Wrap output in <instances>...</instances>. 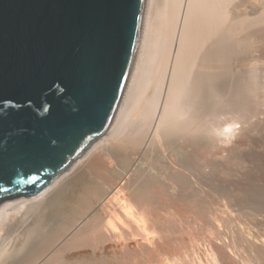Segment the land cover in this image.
<instances>
[{"label":"bare ground","instance_id":"6f19581e","mask_svg":"<svg viewBox=\"0 0 264 264\" xmlns=\"http://www.w3.org/2000/svg\"><path fill=\"white\" fill-rule=\"evenodd\" d=\"M145 11L107 133L42 193L0 205V264H165L187 239L212 258L189 249L190 264H264L261 229L235 228L229 244L210 229L225 215L264 226V110L243 111L264 91V0H147Z\"/></svg>","mask_w":264,"mask_h":264},{"label":"water","instance_id":"95a60500","mask_svg":"<svg viewBox=\"0 0 264 264\" xmlns=\"http://www.w3.org/2000/svg\"><path fill=\"white\" fill-rule=\"evenodd\" d=\"M147 0H0V205L47 189L109 130Z\"/></svg>","mask_w":264,"mask_h":264},{"label":"rangeland","instance_id":"374dc122","mask_svg":"<svg viewBox=\"0 0 264 264\" xmlns=\"http://www.w3.org/2000/svg\"><path fill=\"white\" fill-rule=\"evenodd\" d=\"M145 12H146V11H145ZM145 15H146V13H145ZM145 15H144V19H145ZM143 24H144V23H143ZM141 36H142V35H141ZM140 43H141V41H140ZM138 55H139V54H137V56H138ZM245 67L247 68V66H245ZM245 67L241 68L242 70H241V72H240V73H241L240 75H241L242 77L247 75L246 77H247V80H248V78H249L250 76H252V74H253L252 71H253V70L250 71V73H249V70H250L249 67H248L247 70L244 71L243 69H246ZM250 68H251V67H250ZM243 71H244V72H243ZM245 72H246V73H245ZM251 73H252V74H251ZM245 74H246V75H245ZM246 77H245V78H246ZM259 77L261 78L262 76H259ZM245 78H244V79H245ZM260 78H259V79L257 78V80H258V81H261L262 78H261V79H260ZM130 79H131V78H130ZM263 79H264V78H263ZM257 92H258L259 94H258ZM261 93H262V94H261ZM249 95H250V96H249ZM247 96H249V97H248V104H244V103H243V106H244V105H247V106H248L247 108H250L249 111H253V112H257V111L259 112V111H260V112H263V110H264V91H262L261 89H259V91H256L255 94H254V93H251V94H248ZM249 99H250V100H249ZM249 102H250V104H249ZM245 108H246V106H244V109L242 108L243 111L248 110L247 108H246V109H245ZM251 109H252V110H251ZM262 117H263V116H262ZM262 117H261V118H262ZM235 140H237V139L235 138ZM235 140H233V142L229 144V145H230L229 148H232L233 145L237 142V141H235ZM232 144H233V145H232ZM10 201H13V200H10ZM6 202H9V201H6ZM227 216H228V215H225L224 217H227ZM230 216H231L232 218H233V217H234V218L232 219ZM224 217H222V221L219 222V223H220L219 225H218V222H217V223H214V227H215V228H219V227H220V229H215V228L213 227V228L215 229V230H213L212 226L210 227V229H212V231H216V230H217V231L219 232V231L222 229L220 232H223V233H221V234L226 235V236L223 237L224 239H222V240H224V241H216V240H215V241H214L215 243H218V244H221V243L229 244L228 242H229L230 239L227 238V240H226L225 237H228V236L233 237V236H232L233 233L235 234V232H236V231L238 232V230H239L238 233H240V232L243 230V231L241 232V234L244 233L245 235H248V236H250V234H252V233H253V234L256 233V232L258 231V229H259V230L261 229L260 231H262V232L264 231V230L262 229V227H264V226H261V225H259V224L256 225L255 220H250V217H249V219H248L247 216H246L245 218H241V219H240L239 217H244V216H241V215H240L239 217L236 216L237 219H239L240 222H239L238 220H236V217H235V216H232V215H229V216L227 217V219H223ZM229 218L231 219V221H233V223H235V224H237V225L239 224V225L236 226V225L234 224V227H232V226H233V223H232L231 221H229V220H230ZM246 218H247V219H246ZM228 219H229V220H228ZM234 219H235V220H234ZM242 219H243L244 222L242 221ZM251 219H252V218H251ZM224 220H225V221H224ZM248 220H249V221H248ZM226 221H227V222H228V221L231 222L232 225H231V223H229V222H228V223H229V224H228ZM235 221H238V222L236 223ZM245 221H248V222L245 223ZM223 222H224L225 224H227L228 228L226 227V225H225ZM249 222H251V223H249ZM252 222H254V223L252 224ZM221 223H223L225 226H224L223 224H222V226H221ZM241 223H242V224H241ZM229 225H231V226H229ZM249 226H250V227H249ZM253 226H254V230H253V228H252ZM256 226H257V227H256ZM260 226H261V228H259ZM235 228H238V230H234ZM245 228H246V229H245ZM257 228H258V229H257ZM249 229H250V230H249ZM240 230H241V231H240ZM245 230H246V231H245ZM256 230H257V231H256ZM233 231H234V232H233ZM197 232H198V231H197ZM197 232H196V230L194 231L195 234H196ZM237 232H236V233H237ZM248 232H250V234H248ZM251 232H252V233H251ZM258 232H259V231H258ZM228 233H229V234H228ZM246 233H247V234H246ZM230 234H232V235H230ZM196 235H197V234H196ZM227 235H228V236H227ZM185 236H186V235H185ZM186 237H187V236H186ZM231 237H229V238H231ZM187 238H188V237H187ZM187 238H186V239H187ZM188 241H189V239H187V241H184V242H186V243H183V240H182V243H183L186 247H184V245H183V247H182V245L179 246L178 254H177L179 259H177V260H179V261H181V262L177 261V262H178V263H177V262H176V259H175V260H174L175 262H174V261H170L169 263L166 262L165 264H173V262H174V264H183V263L186 264V261H187V260H188V262H187V264H188L189 262L191 263L192 261H195V260H193V259H197V262H199V261H198V258H196L197 255L195 256V254H194V255L192 256L193 258L191 257L189 251H191V253H192V251H193V250L195 251V249H192V248L190 247L191 244L188 245ZM226 241H227V242H226ZM201 242H202V241H201ZM201 242H199L200 244H202L201 246H200V244L198 243L199 246L196 245L197 248L195 247V248H196V251H197V252L195 251L196 254H199V256H200L201 258H204V257H205V259L207 258L206 260H205V259H202V260H204L205 262L210 261V260L212 261L211 256H209V253L207 252V249H208V247H206L207 244L204 245V243H203V242L201 243ZM182 243H181V244H182ZM200 247H201V248H200ZM204 247H206L207 249L205 250ZM180 248H181V250H180ZM183 248H184V249H183ZM182 249H183V250H186V251H187V254H185L186 251H182ZM189 249H192V250H189ZM179 250H180L181 252H180ZM188 250H189V251H188ZM198 250H199V251H198ZM201 250H202V251H201ZM204 250H205L208 254H205V251H204ZM227 250L230 251L231 249L229 250V248H228ZM194 251H193V252H194ZM228 251H227V252H228ZM179 252L182 253L183 255H185L184 257H187V259L184 260V259H183L184 257H182V254L179 255V254H180ZM188 252H189V254H188ZM200 252H202V254H201ZM232 252H233V251L231 250V253L228 252V254L230 255L231 258H232V256H233V259H234L235 255H234V253L232 254ZM192 254H193V253H192ZM205 255L208 256L209 258L206 257ZM179 256H180V257H179ZM189 256H190L192 259H191ZM203 256H204V257H203ZM181 257H182V258H181ZM188 257H189V259H188ZM235 258H236V260H237V256H236ZM181 259H183V260H181ZM209 259H210V260H209ZM238 260H240V259L238 258ZM182 261H184V262H182ZM171 262H172V263H171ZM190 263H189V264H190ZM192 264H194V262H193ZM197 264H199V263H197Z\"/></svg>","mask_w":264,"mask_h":264}]
</instances>
